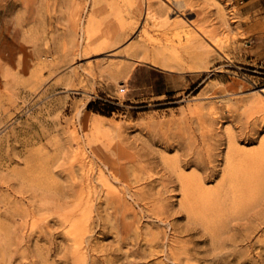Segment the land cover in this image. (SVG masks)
<instances>
[{"label":"rangeland","instance_id":"rangeland-1","mask_svg":"<svg viewBox=\"0 0 264 264\" xmlns=\"http://www.w3.org/2000/svg\"><path fill=\"white\" fill-rule=\"evenodd\" d=\"M230 3L0 0V264H264V49Z\"/></svg>","mask_w":264,"mask_h":264},{"label":"crops","instance_id":"crops-1","mask_svg":"<svg viewBox=\"0 0 264 264\" xmlns=\"http://www.w3.org/2000/svg\"><path fill=\"white\" fill-rule=\"evenodd\" d=\"M241 27L251 32L249 49H264V0H230ZM255 43V44H253Z\"/></svg>","mask_w":264,"mask_h":264},{"label":"bare ground","instance_id":"bare-ground-1","mask_svg":"<svg viewBox=\"0 0 264 264\" xmlns=\"http://www.w3.org/2000/svg\"><path fill=\"white\" fill-rule=\"evenodd\" d=\"M140 3V2H139ZM141 4V3H140ZM141 6V5H140ZM139 8V7H138ZM151 16V18H154V14L151 12V10L149 9V7L147 8V15L146 16ZM179 28L181 29V30H184V31H186V32H189V28H188V24L182 19V20H180L179 19ZM262 91V90H261ZM260 93V92H259ZM262 93H264V92H262ZM259 95V94H258ZM261 96V95H260ZM255 98V97H254ZM259 98V97H258ZM261 100L262 99H264V97H262L261 96V98H260Z\"/></svg>","mask_w":264,"mask_h":264},{"label":"trees","instance_id":"trees-1","mask_svg":"<svg viewBox=\"0 0 264 264\" xmlns=\"http://www.w3.org/2000/svg\"><path fill=\"white\" fill-rule=\"evenodd\" d=\"M89 105H92V103H90Z\"/></svg>","mask_w":264,"mask_h":264}]
</instances>
